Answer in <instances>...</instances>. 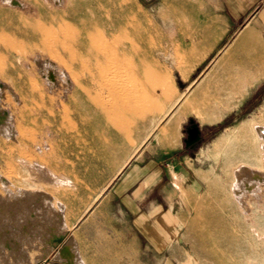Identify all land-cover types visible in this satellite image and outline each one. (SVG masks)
<instances>
[{"label": "rangeland", "instance_id": "obj_1", "mask_svg": "<svg viewBox=\"0 0 264 264\" xmlns=\"http://www.w3.org/2000/svg\"><path fill=\"white\" fill-rule=\"evenodd\" d=\"M262 7L263 2L255 3L244 14L240 26L253 25L251 39L235 48L232 42L236 32H223L230 11L245 7L229 4L227 0H15L14 3L0 0V81L12 91L5 89L0 106H5L15 130L12 136L0 134V179L6 183L0 180V204L12 203V192L21 196L29 188L27 183L38 180L39 189L51 195L52 205L57 201L63 204V221L74 239L79 264H219L209 251L206 229L199 228L208 219L217 235V245L226 247L232 258H240L242 264H264V192L257 208L255 201H251L249 221L236 217L238 243L229 240L224 215L233 206L228 187L241 142L233 139L229 145H215L220 133L240 121L264 128V16L258 12ZM120 26L124 27V39H132L131 45L141 55L150 58L160 52L164 56L154 59L169 72L175 84L176 88L170 91L171 99L177 91L186 94L191 91L196 108L171 127L166 125L175 107L153 128L150 120L146 121L135 133L134 141L119 142L110 152L103 141L109 134L102 130L95 112L85 106L94 91L89 96L73 79L76 72L78 77L74 78L83 87L102 88L106 94L99 68L92 56L80 53L78 45L71 49L78 57L71 59L68 48L64 49L61 42H67L72 31L76 35L86 31L95 38L90 46L98 49L103 46L101 40L98 42L101 36H108ZM50 34L57 37L49 38ZM45 40L52 41L51 48ZM112 44L107 45V51L116 50L117 45ZM206 51L194 66L187 62L188 52L198 57ZM105 62L104 66L108 64ZM49 69L53 71V79L47 75ZM218 75L224 85L214 84ZM214 87L223 90L218 91L219 95H211ZM232 89L234 95L229 96L227 93ZM139 140L143 142L140 144ZM186 143L190 147L183 152L198 159L195 165L198 179L194 181V189L185 192L182 218L177 227L168 231L169 239L163 250L151 247L149 255H138L106 216L111 202L119 208V200L112 198L113 182L129 165L137 163L143 151L161 158L171 148L181 144L184 147ZM129 153L132 155L127 163L116 172L118 162ZM30 166L42 172L39 178L32 176ZM261 180L264 182V178ZM29 203L19 202L13 210L28 213ZM42 205L33 218L48 223L53 219L54 209L51 212ZM10 212L5 216H10ZM3 224L10 228L6 235H15L19 240L16 252L27 254L28 261L38 264L44 245L43 228L34 225L31 235L25 236L17 224L0 220V229ZM0 249V264L30 263L25 255L16 261L6 246L0 245ZM56 252L57 249H51L43 262L60 264Z\"/></svg>", "mask_w": 264, "mask_h": 264}, {"label": "bare ground", "instance_id": "obj_2", "mask_svg": "<svg viewBox=\"0 0 264 264\" xmlns=\"http://www.w3.org/2000/svg\"><path fill=\"white\" fill-rule=\"evenodd\" d=\"M10 1H13V3L15 2V0H10ZM251 29L252 28L250 26H246L244 29H242L239 35L232 42L233 47L238 48L240 45L244 43V41H248L249 39H251ZM68 32L66 31V33ZM124 34H125L124 27L120 26L117 27V31L113 30L108 34V36L106 35L101 36L102 39H99L100 37L99 38L97 37V40L99 39L98 42L101 40V44L103 45L101 48L98 49H94L90 46V44L93 42L95 38H93L94 36L93 37L89 36V33L86 31L82 33V35L73 34L72 31L69 34L68 39H66L67 42L65 41L67 44L64 41L61 42L64 49L68 48L69 57L71 59H76L78 57L77 53L74 54L73 52L75 51L71 50L74 48L73 47L74 45H78L81 48L80 53H86L92 56L94 60L93 62L94 65L97 68H99L98 73H100L103 84L105 85V88H107L106 94L104 93L102 88H96L93 86L83 87L84 85L81 84L79 79L74 78L77 75L76 72L73 79L75 80L76 85L80 87V90L82 89V91H84L85 93L89 94L90 91H94L93 96H90L89 94L90 98L87 99L85 106L88 110L91 109L95 112L97 119L99 120V124L102 127V130L106 131L109 134L108 135L109 137L104 138L103 141L107 149L110 150V152L116 149L117 144L119 142L125 143L128 141H134L135 133L145 126L146 121L150 120V124L152 125L151 127L153 128V126L157 125L159 121H161V119L166 115V113H168L169 111L172 112L173 111L172 109L175 107L176 109L174 111L173 117L170 118V120L167 122L166 125V127H171L177 124L187 112L196 108L195 101L192 102L193 99L191 97V91L189 92L190 95L189 93L186 94L183 91L182 92L177 91V94H175L174 97L171 99L170 91L171 88H176L175 84L173 80H171L169 76V72L163 69L159 64H157V62L154 59V56H158V57H164V56L160 52H157L155 54L153 53L152 56H150V58L141 55L140 51L134 49L133 46L131 45L132 39L131 40L129 38L124 39L125 37V36L123 37ZM50 35L51 36H49V38L55 39V37H57L56 35L55 36H52V34ZM44 42L51 44L47 46L52 47V41L47 42L45 40ZM109 43H113L114 45H117V48L115 47L116 50L113 51H111L112 48L111 50L109 49V51H111L110 54L112 53V56H110L111 58L108 61L109 51H107V49ZM50 48H47V50H49ZM53 53L55 54V52ZM57 53L58 52L56 50V55ZM206 53L207 51L204 52L203 55L195 57L188 52L186 54L187 55L186 60L187 62L190 63V66H194L197 62H200L204 58ZM54 54H51L53 55V58H54ZM60 58L61 57H59V59ZM62 59L63 62L65 63L64 58ZM105 60H107L108 63L106 66H104ZM89 64H91V62ZM67 66L69 67V65ZM67 66H65V68ZM47 75L51 79H53L52 76L53 71H51L50 69L48 70ZM219 79L220 77L218 75L217 79L214 81V84L221 83V85H224L223 81L221 82ZM103 84L101 83V85ZM229 84L232 85V83ZM234 84L236 85V83H233V85ZM5 89L7 91H11L8 87L5 86L4 83L0 81V99L1 96L6 94ZM220 89L221 91L223 90L221 87ZM220 89L218 87H214L213 92H209V93L211 95L212 94L219 95L218 91ZM215 90L217 92H214ZM232 91H229L227 94H229V96L234 95L235 91L233 89ZM205 95L206 93L204 92V96ZM4 107L0 106V134L1 135L6 134L12 136L15 130H13V128L11 127L13 123L11 124L10 116L8 115ZM233 139L239 140L241 142L240 143L241 148L236 153L237 163L233 167H231V171H230V187H228L230 189L228 190L229 191L228 197L233 203V206L230 207L229 209L227 208L228 211L225 213L224 217L227 223V231L230 237L229 240L238 243L240 238L238 237V235H236V233H238L235 223L236 217L241 216L244 221H249L248 217L251 211V207H250L251 201L252 200L255 201L254 207L257 208V203L261 201L262 199L261 196L262 193L264 192V182H262V180L261 182L259 181V179L264 178V128L260 126L251 127L248 122L244 120L240 121L233 127L227 128L225 131L220 133L216 138L215 145L217 146L229 145ZM139 142L141 144L143 140H139ZM131 155L132 153L127 154L126 156L123 157L122 160L118 162L119 165L116 172L122 169V167L127 163ZM30 168L29 171L31 172L32 176L36 178H39L41 176L40 175L42 174L41 171L32 169L33 166H30ZM27 178H25V180ZM33 180L35 182V179ZM257 180L259 181L258 185H257ZM7 181L8 179H6V182ZM57 181L58 180H56V182ZM1 182L5 183V179L1 180ZM36 182L27 183L26 185L29 188H25L22 191L23 195L21 196H19L20 193L18 192L15 193L12 192L13 193L12 203L9 202V204L7 203L0 204V220H9L12 224H17V227H20L19 232H21L22 234L24 233L25 236L31 235L30 231L31 229L34 228V225H40L41 228H43L42 230L45 237L44 240L43 239L41 240L44 241V245H43V249H41V254L39 253L40 262L38 264H52L50 261L47 262H43V261L44 259H48L47 257L48 253L53 248L57 249L56 257L57 256L59 257L60 264L81 263V261L77 257V251L74 248V244H73L74 239L69 234L68 230L66 229L67 227L63 221V216L61 212V208L63 204L57 201L56 205H52L50 200L51 195L43 191L42 189H39L38 187L39 185L36 184ZM221 189L224 190V188ZM22 201H24L25 203L30 201L29 203L30 211L28 213L26 212V210L23 209L15 210V211L13 210L14 208H16L15 207L16 204ZM42 204H45L46 206L49 207V208L47 207L49 209L48 211L52 212V210L54 209V213H53L54 216H52L53 219L51 218L48 223H43L42 220L33 218L35 210L39 208L40 209L43 208ZM7 212H10L11 215L5 216ZM199 228L201 230L206 229L205 232L209 240V251H212L214 253L216 261L219 264H242L239 263L241 260L240 258H232L231 255H229L230 252L229 250L227 251L225 249L226 247L224 248L222 246L223 247L222 248L217 245V240L215 238V236L217 235H215L216 233L214 232V228L212 227V221L210 219H208L206 223H204L203 225H200ZM9 229L10 228L4 226V224L1 227L0 245L9 248L16 261L20 256L25 255L26 256L25 258H27V254L19 255L16 252L17 250H19L20 247L19 240H17L15 235L10 234L11 235L10 237L7 236L9 233L6 235V232L10 231ZM202 242L203 245L205 246V241L203 240ZM225 254H227V257L225 256ZM28 258L26 261H28ZM29 262L30 261H28V263ZM29 264H33V263L30 262Z\"/></svg>", "mask_w": 264, "mask_h": 264}, {"label": "crops", "instance_id": "obj_3", "mask_svg": "<svg viewBox=\"0 0 264 264\" xmlns=\"http://www.w3.org/2000/svg\"><path fill=\"white\" fill-rule=\"evenodd\" d=\"M227 1L240 8L245 7L239 11L235 8L230 11L227 28L223 32H236L235 39L246 26L253 28L249 23L240 26L248 8L255 3H264V0ZM260 11L264 16L263 7L258 12ZM193 132L196 135L197 132ZM189 147L190 143H186L184 147L181 144L171 148L161 158H155L149 151H143L137 163L129 165L113 182L112 198L119 200V208L111 202L106 216L117 234L125 238L138 255H149L151 247L158 251L163 250L169 239L168 231L177 227L182 218L186 193L194 189V181L198 179L195 166L198 159L184 153ZM175 179L178 184H175ZM168 220H173V223L170 224Z\"/></svg>", "mask_w": 264, "mask_h": 264}]
</instances>
